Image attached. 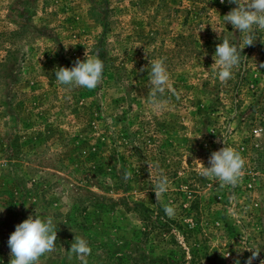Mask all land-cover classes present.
<instances>
[{
  "label": "rangeland",
  "instance_id": "obj_1",
  "mask_svg": "<svg viewBox=\"0 0 264 264\" xmlns=\"http://www.w3.org/2000/svg\"><path fill=\"white\" fill-rule=\"evenodd\" d=\"M234 7L229 0H0V264L10 262L15 226L37 214L57 224L55 249L39 264H81L67 253L74 236L95 254L102 246L146 264H160L170 249L180 264H245L247 248L260 250L252 264L264 260V29L244 47L245 34L223 23ZM224 39L244 47L226 83L213 59ZM97 54L104 68L95 89L56 80L59 67ZM158 58L170 76L162 111L148 103ZM222 140L245 160L234 188L199 175V162L209 166ZM160 172L170 189L157 201ZM137 203L176 206L171 248L143 236Z\"/></svg>",
  "mask_w": 264,
  "mask_h": 264
},
{
  "label": "clouds",
  "instance_id": "obj_2",
  "mask_svg": "<svg viewBox=\"0 0 264 264\" xmlns=\"http://www.w3.org/2000/svg\"><path fill=\"white\" fill-rule=\"evenodd\" d=\"M220 2L224 3V0H220ZM229 2L235 4L236 7L223 16L224 25L225 23L231 24L233 29L245 34L244 47L253 46L257 39L256 30L264 29V0H229ZM243 48L231 44L228 39H224L222 43L216 45L213 59L216 65L215 71L222 83L231 79L233 69L241 64L240 57ZM103 68V61L98 54L93 57L85 56L83 61L77 58L71 68L59 67L55 71V78L61 85L69 88L84 87L92 90L102 82ZM259 69H264V62L259 64ZM256 70L259 72L257 66ZM169 80L170 76L164 58L154 60L150 71L151 91L148 103L158 111L163 110L164 105L160 98L166 93ZM223 144L222 148L213 151L209 156V166L206 167L198 161L200 164L199 175L206 179L218 181L222 188L225 186L234 188L243 176L245 160L234 148L225 146L224 141ZM129 175L125 173V178ZM169 189L170 183L167 176L160 172L154 188L156 200H162ZM2 211L4 208H0V212ZM164 212L167 217L173 218L176 215V206L165 204ZM41 217L39 214L35 218L29 215L27 219L15 226V231L10 234L7 241L11 256L9 264H39L42 255L55 249L57 224L54 223L51 216L47 219ZM247 250L251 251V256L248 257L245 264H252V261L258 257L260 250L253 248H247ZM67 253L70 257L72 255L77 256L81 264H88L87 257L91 254V248L85 238L74 236V242L71 243ZM235 264H239V261L237 260ZM260 264H264V260H261Z\"/></svg>",
  "mask_w": 264,
  "mask_h": 264
},
{
  "label": "trees",
  "instance_id": "obj_3",
  "mask_svg": "<svg viewBox=\"0 0 264 264\" xmlns=\"http://www.w3.org/2000/svg\"><path fill=\"white\" fill-rule=\"evenodd\" d=\"M193 206L191 205V209ZM135 213L137 214L138 218L143 223V236L147 239L149 238L150 234H154L157 239L160 241H164L168 247L171 248V245H174V235L172 234V229L178 228L180 229V225L176 223L175 220L167 217L164 213L163 208L157 207L156 210L154 208L147 207L141 203H137L134 208ZM197 225L191 224L190 229L188 231H184L185 233V242L187 240L188 235H190L191 231L196 230ZM169 234L167 239L166 235ZM188 234V235H187ZM66 239L71 240V236H68ZM167 239V241H166ZM91 248L90 256L99 262L100 264H146L143 263L140 258H134L132 256H125L120 255L119 257L112 256V254L108 253V249H103L102 246H98L99 251L103 252L102 255L100 253L95 254V250L93 248H97L89 244ZM200 248V245L198 246ZM160 264H180L182 259L180 257H173L171 249L168 251L166 257H158L156 259ZM155 262V259L154 261Z\"/></svg>",
  "mask_w": 264,
  "mask_h": 264
}]
</instances>
